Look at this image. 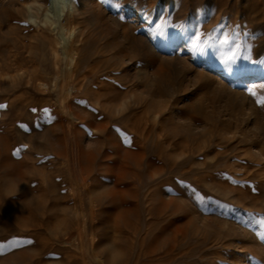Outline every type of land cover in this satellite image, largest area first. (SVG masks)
<instances>
[{"label": "rangeland", "instance_id": "374dc122", "mask_svg": "<svg viewBox=\"0 0 264 264\" xmlns=\"http://www.w3.org/2000/svg\"><path fill=\"white\" fill-rule=\"evenodd\" d=\"M90 1L71 75L63 0H0V264H264V65L192 46L264 60V0Z\"/></svg>", "mask_w": 264, "mask_h": 264}, {"label": "bare ground", "instance_id": "6f19581e", "mask_svg": "<svg viewBox=\"0 0 264 264\" xmlns=\"http://www.w3.org/2000/svg\"><path fill=\"white\" fill-rule=\"evenodd\" d=\"M42 0H34V2L32 4H30V8H38L40 6ZM113 1V0H112ZM156 1V0H155ZM163 1V0H162ZM165 1V0H164ZM168 2H172L173 0H166ZM90 0H63V4L62 6L56 11V14L54 15L55 19L51 20V19H47V17L44 21V25L49 28L50 30H56V33L58 32L60 37L58 43L61 45L62 47V53H63V57H62V62L63 65L68 69V71L70 72V74L72 75L76 68L78 67V64H76V53L77 51L75 50V46L76 43L78 42V38L75 37V25H74V21L75 18L78 14L84 13L86 11V9H88L90 7V5L93 3ZM104 2V1H103ZM116 2V1H115ZM139 4V3H138ZM102 6V4H101ZM123 6V5H122ZM157 7V6H156ZM161 6H158V9H160ZM138 13H144L145 11L142 10V8H138ZM106 10V9H105ZM137 12V11H136ZM157 12V11H156ZM44 13V12H43ZM148 13L149 16H153L154 11L153 10H149L147 9L146 14ZM158 13V12H157ZM236 14V13H235ZM238 14V12H237ZM21 15V14H20ZM46 15V14H45ZM108 15V14H107ZM111 15V14H110ZM159 15V14H158ZM47 16V15H46ZM53 17V16H52ZM148 17V16H147ZM93 18V17H92ZM136 19V18H135ZM133 19V20H135ZM33 20V18H32ZM51 20V22H50ZM29 21V20H28ZM114 21V20H113ZM88 22V21H87ZM145 24V23H144ZM52 25L53 28H52ZM136 26V25H135ZM150 27V26H149ZM79 30V29H78ZM80 31V30H79ZM80 36V35H79ZM154 43V42H153ZM56 45V44H55ZM78 47V46H77ZM151 49V48H150ZM51 51V50H50ZM52 53V52H51ZM42 64V63H41ZM43 67V66H42ZM67 71V72H68ZM225 72V71H224ZM224 72H220L219 75L220 76H215V75H207L205 74L207 77V80H205V82L207 81L208 83L210 82L211 84L214 85H219V89H221L222 91H224L225 89V85H227L226 83H224L222 80V78H230L231 76L228 75L227 73ZM66 73V72H65ZM67 74V73H66ZM70 75V76H71ZM263 73H259L255 76H252V78H254V80H252V82H255L259 79H261L259 76H262ZM189 77V76H188ZM204 77V78H205ZM69 78V77H68ZM245 78L240 79L241 81H244ZM240 81V82H241ZM40 82V81H39ZM187 82V81H186ZM206 82V83H207ZM151 83V82H150ZM189 83V81H188ZM41 84V83H40ZM182 85H188L185 82L182 83ZM191 85H194L191 84ZM210 85V84H209ZM227 87V86H226ZM54 88V87H53ZM41 89V88H40ZM221 92V91H220ZM68 94V93H67ZM186 94H181V96H183L184 98L187 97ZM67 98V97H66ZM183 98V99H184ZM189 98V97H188ZM72 100V98H71ZM177 101V100H176ZM169 106V105H168ZM173 110V109H172ZM172 112V111H171ZM235 114V113H234ZM250 114V113H249ZM250 118V117H249ZM239 121V120H238ZM257 121V120H256ZM263 126V125H262ZM256 127V126H255ZM257 131L262 132V128L261 127H256ZM264 133V132H262ZM261 134V133H260ZM123 148V147H122ZM82 172V171H81ZM89 175V174H88ZM86 178V177H85ZM85 184V183H84ZM88 189V186H87ZM93 200V199H91ZM243 228V227H242ZM251 234V233H250ZM252 236V235H251ZM232 239V238H231ZM248 240V239H247ZM251 241V240H250ZM256 244V243H255ZM254 244V245H255ZM263 249V248H262ZM254 252V251H253ZM245 254V253H244ZM243 257V256H242ZM239 260V259H238ZM243 260V259H242Z\"/></svg>", "mask_w": 264, "mask_h": 264}, {"label": "snow or ice", "instance_id": "6c2138e0", "mask_svg": "<svg viewBox=\"0 0 264 264\" xmlns=\"http://www.w3.org/2000/svg\"><path fill=\"white\" fill-rule=\"evenodd\" d=\"M164 25H156V31L154 35L164 36ZM219 31V30H217ZM247 33H238V32H227L221 33L219 36H216L212 33L207 34V39H204L201 33H196L195 37L192 40V46L195 51L203 53L207 49H215L220 53L219 59L222 63L229 65L230 67L235 66L236 70L239 71L240 68L237 65V62L240 60L251 62L253 64L259 63L264 65V60L255 61L252 60L250 55L243 53L250 52L253 45L248 43L244 37H247ZM261 87H264L262 85ZM248 92L251 96L256 98V103L260 106H264V95L257 96V92L249 88ZM127 142V140H126ZM257 223L262 231L258 232L257 235L264 237V217H261Z\"/></svg>", "mask_w": 264, "mask_h": 264}]
</instances>
